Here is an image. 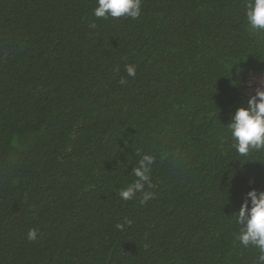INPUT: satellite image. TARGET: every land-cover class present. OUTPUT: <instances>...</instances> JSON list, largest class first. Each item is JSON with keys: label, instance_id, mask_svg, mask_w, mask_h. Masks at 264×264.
<instances>
[{"label": "trees", "instance_id": "trees-1", "mask_svg": "<svg viewBox=\"0 0 264 264\" xmlns=\"http://www.w3.org/2000/svg\"><path fill=\"white\" fill-rule=\"evenodd\" d=\"M247 2L103 20L95 0H0V264H253L234 214L264 191V151L238 155L227 130L264 75ZM144 154L154 199L124 202Z\"/></svg>", "mask_w": 264, "mask_h": 264}, {"label": "clouds", "instance_id": "clouds-1", "mask_svg": "<svg viewBox=\"0 0 264 264\" xmlns=\"http://www.w3.org/2000/svg\"><path fill=\"white\" fill-rule=\"evenodd\" d=\"M92 15L96 19H138L142 15V0H95ZM244 19L246 26L260 41L264 43V0H248L245 5ZM90 28L96 25L90 24ZM126 73L129 77H135L136 67L126 65ZM126 80L121 79L124 85ZM227 130L231 139V148L235 152L246 157L253 151H264V78L260 79L259 86L254 94L246 101V107H239L230 117ZM156 163L154 155L144 154L132 168L131 174L135 179L119 190L122 201H132L139 194V203L145 204L154 199V192L145 191V186L152 187L151 171ZM251 183V181H250ZM234 223L238 229L234 233V241L237 247L245 251L255 250L257 255L253 264H264V191L255 188L245 194L238 211L234 214ZM130 220L115 225L123 230L130 225ZM38 237L36 229H30L27 233L29 241H35Z\"/></svg>", "mask_w": 264, "mask_h": 264}, {"label": "rangeland", "instance_id": "rangeland-1", "mask_svg": "<svg viewBox=\"0 0 264 264\" xmlns=\"http://www.w3.org/2000/svg\"><path fill=\"white\" fill-rule=\"evenodd\" d=\"M259 82H260V78L252 79V81L247 80V83L249 85L247 88V93L250 95L254 93L257 86H259Z\"/></svg>", "mask_w": 264, "mask_h": 264}, {"label": "built area", "instance_id": "built-area-1", "mask_svg": "<svg viewBox=\"0 0 264 264\" xmlns=\"http://www.w3.org/2000/svg\"><path fill=\"white\" fill-rule=\"evenodd\" d=\"M255 78H264V75H261V76H249V77H247L245 80H244V85H245V87H246V89H245V91H246V95H247V97H250L251 95H253L254 93H252L251 95L250 94H248L247 93V88H248V83H247V80H249V81H252V79H255ZM258 87V86H257Z\"/></svg>", "mask_w": 264, "mask_h": 264}]
</instances>
